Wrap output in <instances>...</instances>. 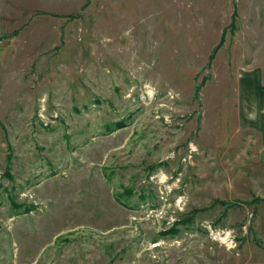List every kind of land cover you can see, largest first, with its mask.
<instances>
[{"label":"rangeland","instance_id":"374dc122","mask_svg":"<svg viewBox=\"0 0 264 264\" xmlns=\"http://www.w3.org/2000/svg\"><path fill=\"white\" fill-rule=\"evenodd\" d=\"M251 67L264 0H0V264H264Z\"/></svg>","mask_w":264,"mask_h":264},{"label":"crops","instance_id":"0c3cea01","mask_svg":"<svg viewBox=\"0 0 264 264\" xmlns=\"http://www.w3.org/2000/svg\"><path fill=\"white\" fill-rule=\"evenodd\" d=\"M237 102L242 127L254 132L261 147L264 162V69L245 68L237 79Z\"/></svg>","mask_w":264,"mask_h":264},{"label":"trees","instance_id":"16d2710c","mask_svg":"<svg viewBox=\"0 0 264 264\" xmlns=\"http://www.w3.org/2000/svg\"><path fill=\"white\" fill-rule=\"evenodd\" d=\"M233 15H234V17H233V23H234L235 18H236V13L234 12ZM216 50H217V48L214 49V51H216ZM186 223H188L186 219H185V220L181 219V220H177V221H175V222L173 223V230L176 231V230L178 229V225H179V224H186Z\"/></svg>","mask_w":264,"mask_h":264}]
</instances>
